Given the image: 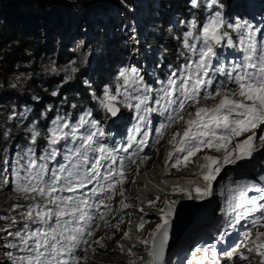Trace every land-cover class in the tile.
Wrapping results in <instances>:
<instances>
[{"label": "clouds", "instance_id": "9594fccd", "mask_svg": "<svg viewBox=\"0 0 264 264\" xmlns=\"http://www.w3.org/2000/svg\"><path fill=\"white\" fill-rule=\"evenodd\" d=\"M209 3L210 0H207L206 6L202 9L198 6L193 7V4L192 8L180 5L176 11L162 0H156L151 6L147 2L137 3L135 0V5L122 2L130 15L124 14L126 12L118 5L109 6L99 13L95 12V20L90 17L91 14L85 16L84 13H73L72 10H68L66 12L71 18L67 28L63 16L58 17L60 30L55 29L54 23L47 26L49 36L44 43V51L51 48L50 42L55 36L56 48L52 53V59L35 69L44 81L54 76V82L59 84L60 80L57 78L61 74H66L68 82L62 92L55 89L42 96L31 94L34 104L17 103L12 100L5 106L9 122L17 131L8 137L7 141L0 140V148L4 151L0 153V209L2 208L5 213L4 215L0 212L4 219V223H0V228L6 235V248L0 253V264H14L16 257L24 255L19 248H9L7 245L11 242L19 244L14 234L25 231L26 225L30 230L39 227L37 224L27 222L23 214L34 204L46 203V198L42 199L38 195L34 199L25 198L24 194L16 190L14 170L26 163L22 157L28 148L34 150L37 158L49 149L50 130L55 126L57 118H60L62 123L67 122L71 127L86 113L90 114L87 117L90 121H96L100 125L103 132L100 143L115 153L116 164L112 165V168L119 169L121 160L126 167L124 183L116 184L112 193L91 196L94 187L99 188L105 184L101 179L99 185L93 181L79 188L74 194L67 192L61 194L87 199L89 207L93 203L99 205V212L95 208H91L90 211V215L96 217L91 225L94 234L89 239L90 247L87 251L81 248L76 252V255L82 257L80 264H132L133 261L135 264H149L153 259L149 255L152 250L151 243L145 246L138 239L150 240L148 234L153 232L158 224L163 223L162 213L158 210L163 209L165 202L171 200H177L178 203L175 214L170 218L168 239L162 256H158L159 264H259L261 257L255 251L249 252L248 248L254 247L256 234L264 232V227L253 225L252 220L264 223V219H261L264 213H254L229 228L227 232L224 231V226L227 220L231 219L225 215L229 184L234 187L235 182L243 180L255 185V188L247 192L249 198H258L260 193L256 188H264V180H261V176H264V145L259 143L261 135H264V125L255 130V144L258 150L253 152L251 158L223 166L220 175L213 182L212 195L206 198H196L193 191L194 198L188 199L183 193L173 192L172 189L173 187L191 189L193 185H189L188 181L203 186L204 181L195 174L199 171L196 165L203 163L204 155L222 157V152L204 148L192 158L188 167L181 166L179 170L171 167V163L179 154L174 152L173 160L166 161L168 152L174 151L169 140L176 132L182 133L188 119L187 113H194L198 106L212 107L219 100L217 97L214 100H202L200 105L186 106L185 120L172 123H169L167 117L169 114L175 115V112H164V102L157 103L163 95L161 89L167 85L168 80L178 78L187 65L194 68L195 62L199 59L198 55H194L184 46L186 33H192V36L187 38L188 43L195 45L199 51L203 46V25L215 11H220L226 23L252 27L255 32L257 55L264 48V0H228L227 3L218 0V4L211 8L208 7ZM193 22L195 27L192 26ZM83 23L86 24L85 37L84 31H79V26ZM133 27H136L134 36L130 34ZM223 30L228 31L234 46H226L225 38L223 44L214 49L217 57L213 58L212 67L214 70L223 66L227 72L232 64L241 60L246 53L239 43L240 32L227 27ZM101 38L102 44L99 43ZM70 42L72 46L67 48V43ZM166 48L174 54L173 60L168 61L164 58ZM85 66L89 67L88 72L84 70ZM131 69H136V75L142 78L143 85L151 91L144 92L141 89L137 92L133 89L139 85H125L120 73ZM29 72L24 71V84L17 86L18 88L30 90ZM212 74L210 71L209 75ZM224 79L225 76L216 73L209 90L215 89ZM6 82L13 86L9 79ZM228 87L234 88L235 85L230 84ZM106 92L116 96L114 103L119 112L115 117L101 103ZM125 92L133 97L131 108L125 106ZM138 95L148 97V103L141 105L139 109L135 107L138 103L135 97ZM203 95L202 91L201 96ZM145 107L155 110L145 113ZM140 116L145 117L144 123H141ZM164 125L169 126L165 128ZM137 128L140 129L139 132L136 131ZM33 129L39 133L35 143L32 142ZM88 130L89 126L84 125L78 129V134ZM64 131L67 132L68 129ZM146 133L147 146L141 151L139 141L144 139ZM249 135L252 133L237 137L233 145ZM133 138L135 142L128 147ZM80 143L79 140L73 142L71 137H68L54 145L59 154L55 160L48 162L49 172L66 163L64 155L67 149H75ZM124 148H127V151H124ZM144 156H148L149 159L143 160ZM100 171L105 173L107 168H101ZM21 175L24 173L21 172ZM118 178V176L114 178L112 183L115 184ZM5 179L7 183L3 182ZM150 190L151 192L156 190L153 196L148 195ZM100 200H103V204H99ZM149 201L153 203L149 204ZM122 203L130 207H121ZM261 203L264 204V201ZM100 213H104V220L99 218ZM142 216L143 229L139 227ZM105 220L108 221V225H105ZM247 233H252L251 241L246 238ZM98 239L105 245L103 248L94 243ZM137 246H140L143 253L130 256L128 250ZM158 247L157 245V251ZM213 250L217 255L212 254ZM242 256L249 259H241Z\"/></svg>", "mask_w": 264, "mask_h": 264}, {"label": "snow or ice", "instance_id": "6c2138e0", "mask_svg": "<svg viewBox=\"0 0 264 264\" xmlns=\"http://www.w3.org/2000/svg\"><path fill=\"white\" fill-rule=\"evenodd\" d=\"M192 4L193 7L198 6V0H192ZM217 4L218 0H210L208 7L211 8ZM192 26L195 27V22ZM225 27L235 28L240 32L239 43L246 53L241 60L233 63L227 72L223 66L214 70L212 67L213 58L217 57V52L214 49L221 46L225 38H227L226 46H234V41L228 31L223 30ZM190 36H192L191 32L186 33L184 46L194 55H198L199 59L195 62L194 68L192 65H187L178 78L168 80L167 85L161 89L163 95L157 103L164 102V112H175V115L169 114L167 117L169 123H172L177 120H185L186 106L200 105L202 100H214L219 97L218 102L212 107L198 106L194 113H187L186 126L182 133L176 132L169 140L174 151H169L166 157V161H172L174 152L179 154L171 163V167L179 170L181 166L188 167L192 158L204 148L223 153L222 157L204 155L203 163L196 165L199 171L195 174L202 178L203 186L188 181L189 185H193L191 189L182 187H173L172 189L173 192L183 193L188 199L194 198L192 195L194 191L196 198L203 199L212 195L213 182L220 175L223 166L251 158L253 152L258 150V146L255 144V130L264 125V48L257 55L255 32L252 27L226 23L220 11H215L213 16L208 18V22L203 25V46L199 51L195 45L188 43L187 38ZM210 71L213 73L212 76L209 75ZM216 73L225 76V79L221 80L215 89L209 90L214 83ZM120 76L124 78L125 85H139V87H134V91L139 92L141 89L144 92L151 91L146 85H143L142 78L136 75V69L124 70ZM173 77H175V73ZM230 84L235 87L229 88ZM202 91L204 92L203 96H201ZM124 95L125 106L133 107L131 104L133 97L129 96L127 92ZM135 99L138 101L135 105L137 109L148 103L147 95H138ZM115 101L116 96L108 92L105 93V97L101 101L104 108L113 117L117 116L119 112ZM154 110L151 107L144 108L145 113H151ZM89 115L86 113L81 116L79 122L71 127L67 122L62 123L61 119L57 118L54 122L55 126L50 130L49 149L37 158L34 150L28 148L25 156L22 157L26 163L14 170L18 192L24 194L25 198L34 199L36 195L42 199L46 198L45 204H34L23 214L27 222L37 224L39 227L30 230L26 225L25 231L14 234L18 238L19 244H9L8 247L19 248V251L24 253V255L15 258L14 264H80L82 257L76 255V252L81 248L87 251L90 247L89 239L94 234L91 225L96 219L90 215V211L91 208H95L99 212V205L93 203L89 207L87 199L61 194L65 192L74 194L79 188L91 184L93 181L99 185L101 179L104 180L105 185L99 188L94 187L91 190V196L108 194L115 190L116 184L124 183V168L126 167L124 161H120L119 169L112 168V165L116 164V157L112 150L98 142V136L103 137V132L96 121H90L87 118ZM140 121L144 123L145 117L140 116ZM84 125H88L89 130L78 134V129ZM168 126L164 125L165 128ZM64 129H68V131L66 132ZM136 131L139 132L140 129L137 128ZM248 132H251L252 135L233 145V141L237 137ZM38 135L39 133L33 129V143L36 142ZM160 135L162 136L163 132ZM68 137H71L73 142L79 140L81 143L75 149L68 148L64 155L66 163L49 172L48 162L55 160L59 154L53 146ZM147 138L146 133L144 139L139 141L141 151L143 147L147 146ZM134 142L133 138L128 147H131V143ZM157 142H159V138ZM259 143L264 145V135H261ZM124 151H127V148H124ZM89 153L94 155L90 158ZM148 159V156L143 157V160ZM105 161H110V163L106 165L103 163ZM17 163L19 164V161ZM101 168H107V171L101 173ZM21 172L24 175H21ZM117 176L119 178L116 179L115 184L112 183ZM261 180H264V176H261ZM3 182L7 183V180L5 179ZM255 187L243 180L235 182L234 187L232 184L227 186L225 215L231 219L225 223V232L254 213H264V204L261 203L264 201V188H256V191L260 193L258 198L247 197L248 190ZM121 195H123L122 192ZM152 203L149 201V204ZM177 203V200L165 202V207L158 210L162 213L163 223L158 224L155 230L149 234V241L141 240L145 246L151 243L152 250L149 255L153 259L149 264H159L158 256H162L168 239L170 218L175 214ZM99 204H103V200H100ZM121 207L127 208L130 205L122 203ZM86 208L88 211H85ZM99 218L104 220V213H100ZM261 219H264V216ZM104 223L108 225V221L105 220ZM252 224L264 227V223H261L260 220L253 219ZM139 227L144 228L143 220L139 223ZM246 238L251 241L252 233H247ZM262 238H264V232H258L254 247L248 248L249 252L255 251L261 257L259 264H264V239ZM101 239L94 243L103 248L105 245ZM157 245L159 246L158 251ZM128 254L133 255L131 249L128 250ZM212 254L217 255L214 250ZM241 259L248 260L249 257L242 256ZM132 264H135V261Z\"/></svg>", "mask_w": 264, "mask_h": 264}, {"label": "trees", "instance_id": "16d2710c", "mask_svg": "<svg viewBox=\"0 0 264 264\" xmlns=\"http://www.w3.org/2000/svg\"><path fill=\"white\" fill-rule=\"evenodd\" d=\"M121 1L135 5V0H0V140L7 141L8 137L13 136L17 131L16 127L9 122L5 111V106L9 102L14 100L17 103L33 102L34 104L32 95H46L55 89L62 92L66 87L68 75L61 74L57 78L60 82L56 84L54 76L45 82L38 76L35 69L45 61L52 59V53L56 48L57 37L55 36L50 42L51 48L44 51V43L49 36L47 26L54 23L55 29L60 30L58 17L63 16L67 28L71 18L66 12L68 10H72L73 13H84L85 16L91 14L90 17L95 20V12L99 13L109 6L118 5L126 12H123L124 14L130 15ZM162 1L168 7H174L176 11L180 5L192 8V0ZM227 1L221 0L222 3H227ZM206 3L207 0H199L198 7L202 9ZM85 30L86 24L83 23L79 26V31ZM99 43H103L102 38L99 39ZM46 55L49 57L47 58ZM164 58L169 61L173 60L175 56L166 48ZM18 69L30 71L31 88L29 91L17 86H10L6 82L9 74ZM84 70L88 72L89 67L85 66ZM3 152V149L0 148V153ZM155 192L156 190L153 192L150 190L148 195L153 196ZM0 210L5 215L2 208ZM143 218L144 216L140 217L141 220Z\"/></svg>", "mask_w": 264, "mask_h": 264}, {"label": "rangeland", "instance_id": "374dc122", "mask_svg": "<svg viewBox=\"0 0 264 264\" xmlns=\"http://www.w3.org/2000/svg\"><path fill=\"white\" fill-rule=\"evenodd\" d=\"M141 1H143L144 3H149V6H151L152 5V3L153 4H155V2H156V0H136V2L138 3V2H141ZM135 33H136V27L134 28H132V31L130 32V34L131 35H135ZM87 34V31H84V37H85V35ZM84 37L82 38V39H84ZM96 37H94V39H95ZM135 38V37H134ZM133 38V39H134ZM80 40V44L83 42V40ZM93 39V40H94ZM93 40H91V41H93ZM86 41H87V39H86ZM89 42V41H88ZM82 45V44H81ZM72 46V43L70 42V43H67V48H70ZM8 79H9V82H10V84L11 85H13V86H20V85H22V84H24V81H25V74H24V71L22 70V69H18V70H16V71H14V72H11L10 74H9V76H8ZM98 125V124H97ZM98 127L100 128V125H98ZM101 129V128H100ZM102 140V137H99L98 136V142L100 143V141ZM113 154H115L114 153V151H113ZM94 154L93 153H89V156H90V158L93 156ZM104 163V162H103ZM105 163H106V165L108 164V163H110V161H105ZM103 185H105V184H103ZM102 185V186H103ZM0 223H4V219H3V217H1L0 216ZM149 235V234H148ZM150 238V237H149ZM5 240H6V235H5V233H4V230H2L1 228H0V253L2 252V251H4L5 250V248H6V242H5ZM138 241L139 242H141V240L140 239H138ZM9 244H12V242L11 243H9ZM8 246V245H7ZM10 248V247H9ZM131 251H132V253H133V255L132 256H134V255H140V254H142L143 253V251L141 250V248H140V246H137V247H134V248H132L131 249Z\"/></svg>", "mask_w": 264, "mask_h": 264}, {"label": "bare ground", "instance_id": "6f19581e", "mask_svg": "<svg viewBox=\"0 0 264 264\" xmlns=\"http://www.w3.org/2000/svg\"><path fill=\"white\" fill-rule=\"evenodd\" d=\"M148 239H150V238H149V235H148Z\"/></svg>", "mask_w": 264, "mask_h": 264}]
</instances>
